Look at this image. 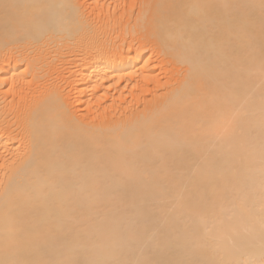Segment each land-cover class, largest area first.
Here are the masks:
<instances>
[{"label": "bare ground", "instance_id": "obj_1", "mask_svg": "<svg viewBox=\"0 0 264 264\" xmlns=\"http://www.w3.org/2000/svg\"><path fill=\"white\" fill-rule=\"evenodd\" d=\"M0 264H264V0H0Z\"/></svg>", "mask_w": 264, "mask_h": 264}]
</instances>
